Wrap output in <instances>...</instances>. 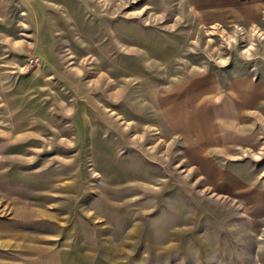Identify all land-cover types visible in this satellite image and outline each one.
Segmentation results:
<instances>
[{"label": "rangeland", "instance_id": "1", "mask_svg": "<svg viewBox=\"0 0 264 264\" xmlns=\"http://www.w3.org/2000/svg\"><path fill=\"white\" fill-rule=\"evenodd\" d=\"M0 264H264V0H0Z\"/></svg>", "mask_w": 264, "mask_h": 264}]
</instances>
